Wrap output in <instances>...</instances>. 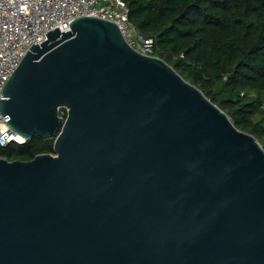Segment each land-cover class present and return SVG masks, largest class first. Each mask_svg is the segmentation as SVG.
<instances>
[{
	"label": "water",
	"instance_id": "1",
	"mask_svg": "<svg viewBox=\"0 0 264 264\" xmlns=\"http://www.w3.org/2000/svg\"><path fill=\"white\" fill-rule=\"evenodd\" d=\"M46 34L0 111L56 154L0 157V264H264L262 143L115 23Z\"/></svg>",
	"mask_w": 264,
	"mask_h": 264
},
{
	"label": "trees",
	"instance_id": "2",
	"mask_svg": "<svg viewBox=\"0 0 264 264\" xmlns=\"http://www.w3.org/2000/svg\"><path fill=\"white\" fill-rule=\"evenodd\" d=\"M124 1L132 24L153 38L154 54L264 147V0ZM44 153L56 154L54 138L35 134L0 145V157L10 161Z\"/></svg>",
	"mask_w": 264,
	"mask_h": 264
},
{
	"label": "built area",
	"instance_id": "3",
	"mask_svg": "<svg viewBox=\"0 0 264 264\" xmlns=\"http://www.w3.org/2000/svg\"><path fill=\"white\" fill-rule=\"evenodd\" d=\"M82 16L107 19L120 27L126 41L146 55H155L153 38L145 37L130 20L124 0H0V99L8 80L33 44L48 40L50 30L70 29ZM264 109V98L261 104ZM65 117V116H64ZM0 111V145L18 142L19 133Z\"/></svg>",
	"mask_w": 264,
	"mask_h": 264
},
{
	"label": "bare ground",
	"instance_id": "4",
	"mask_svg": "<svg viewBox=\"0 0 264 264\" xmlns=\"http://www.w3.org/2000/svg\"><path fill=\"white\" fill-rule=\"evenodd\" d=\"M19 139V141H24L25 140V138L22 136V135H19V137H18Z\"/></svg>",
	"mask_w": 264,
	"mask_h": 264
},
{
	"label": "clouds",
	"instance_id": "5",
	"mask_svg": "<svg viewBox=\"0 0 264 264\" xmlns=\"http://www.w3.org/2000/svg\"><path fill=\"white\" fill-rule=\"evenodd\" d=\"M20 142H23V141H20Z\"/></svg>",
	"mask_w": 264,
	"mask_h": 264
}]
</instances>
